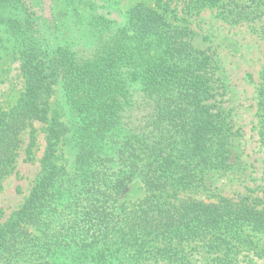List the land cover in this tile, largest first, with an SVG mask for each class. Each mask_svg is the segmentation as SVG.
I'll return each mask as SVG.
<instances>
[{"label":"trees","instance_id":"1","mask_svg":"<svg viewBox=\"0 0 264 264\" xmlns=\"http://www.w3.org/2000/svg\"><path fill=\"white\" fill-rule=\"evenodd\" d=\"M54 1L77 27L95 31L87 55L56 41L34 0H0V27L14 41L25 83L17 103L0 110V182L15 172L28 130L25 161H33L34 124L47 125L41 176L0 224V264H113L102 247L116 235L138 258L172 262L185 243L222 247L247 231L264 237L262 201L181 197L230 169L233 133L214 103L212 55L168 16L177 1L264 22V0L140 2L118 27L104 17L93 22L89 0ZM55 87L61 97L52 110ZM136 93L147 112L132 126ZM259 115L264 141V74ZM135 181L146 195L125 208L120 196Z\"/></svg>","mask_w":264,"mask_h":264},{"label":"rangeland","instance_id":"2","mask_svg":"<svg viewBox=\"0 0 264 264\" xmlns=\"http://www.w3.org/2000/svg\"><path fill=\"white\" fill-rule=\"evenodd\" d=\"M26 1L31 5L33 0ZM236 1L246 3L245 0ZM140 2L155 6L154 0H89L86 12L92 16L93 22L104 17L118 27L124 24L128 11ZM36 3L40 6L37 9H40L43 23L47 22V26H52V32L59 34L56 39L59 44L71 45L81 54L90 53L89 46L96 39L94 30L88 26L87 29L77 27L60 2L58 5L54 0ZM171 8L169 20L181 26L196 49L212 55L216 89L214 103L233 133L230 169L209 173L205 189L188 190L181 197L205 202H216L224 197L235 200L248 197L264 202V141L259 115V89L264 74V34L261 29L264 22L243 20L239 23L225 16L224 8L195 10L193 6L177 1L171 3ZM24 90L21 61L14 50V41L5 28L0 27V110L14 106ZM60 97V88L55 87L50 101L52 110ZM133 102L140 108L133 105L127 116L131 117L132 126H138L135 120L141 119L147 110L143 108L144 99L140 94L134 95ZM46 128L43 123L34 124L37 145L31 162L25 161L30 138V131L26 132L15 172L0 182V224L6 223L21 209L41 176L47 147ZM145 195L140 182L135 181L125 187L120 201L129 208ZM102 248L113 256V264H264V237L248 231L244 241L231 240L222 247L210 246L206 242L185 243L176 248L178 255L173 262L138 258L133 248L118 244L117 235Z\"/></svg>","mask_w":264,"mask_h":264}]
</instances>
